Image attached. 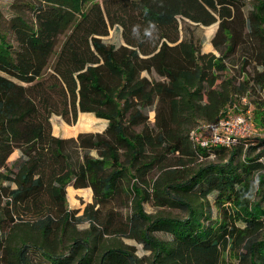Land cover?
Returning a JSON list of instances; mask_svg holds the SVG:
<instances>
[{
    "label": "trees",
    "instance_id": "trees-1",
    "mask_svg": "<svg viewBox=\"0 0 264 264\" xmlns=\"http://www.w3.org/2000/svg\"><path fill=\"white\" fill-rule=\"evenodd\" d=\"M18 1L35 23L13 19L17 47L0 32L4 264H264V150L242 157V139L203 147L192 136L236 99L264 93V0ZM215 23L219 54L191 34L192 24ZM117 26L119 46L103 39ZM236 56L241 81L228 76ZM79 113L105 129L53 133L54 116L74 123ZM70 187L93 191L80 217L67 206ZM148 203L186 216H154ZM84 221L89 229L77 231ZM109 236L150 255L107 247Z\"/></svg>",
    "mask_w": 264,
    "mask_h": 264
},
{
    "label": "rangeland",
    "instance_id": "rangeland-1",
    "mask_svg": "<svg viewBox=\"0 0 264 264\" xmlns=\"http://www.w3.org/2000/svg\"><path fill=\"white\" fill-rule=\"evenodd\" d=\"M94 2H100L103 3L104 0H94ZM15 17H19L26 22H28L30 25H33L35 23V19L33 16V12L27 7L24 1H18V0H0V32L3 34H6L8 36V39L12 42V44L17 47V42L15 40L14 34L11 32V25L12 21ZM180 25L182 31V35H184V27L185 23L183 20H180ZM196 27L194 24H192V35L195 34L196 36H201L203 39V47L202 50L204 52L212 51L216 54L217 51L214 49L212 44V39L214 38L215 34L218 31L219 24L215 23L211 26H198ZM67 34H63L58 39V44L56 47V53L57 54L61 46L66 38ZM107 43L115 44V45H122L124 44V39L122 36V29L120 27H114L110 30V34L103 38ZM53 55L52 61L55 60L56 55ZM230 69L228 70V76L235 75L236 77H239V80H242L241 70H242V60L240 57L236 56L231 61H229ZM254 69L253 67L248 68L246 71L250 73ZM51 71V69L48 70V73ZM247 111H251L252 118H253V132L249 137H243L241 138L244 140L242 144L239 146L242 147V157L245 155L251 154L252 156L258 155L261 152H263L264 147L261 146V140L264 139V124L261 123V117L264 119V93H254V97H245L241 100L238 98L234 101V105L228 108L226 116L222 117L225 118L227 116L235 117L238 115H243ZM257 112V113H256ZM84 116H91L93 117V121L90 124L92 128L87 129L85 127L80 126L81 120L84 118ZM151 120L154 121L155 113L152 111L150 113ZM105 123H107L104 120L96 119L94 114L90 113H79L78 119L74 123H68L65 121L61 116H54L52 118V125H53V133L57 136H61L64 138H76L79 133L81 132H101L105 129ZM194 139L197 143H199L203 147H210L215 146L212 142L211 136L203 132L198 127L194 131ZM208 143V144H207ZM207 144V145H206ZM205 145V146H204ZM232 146V145H231ZM238 145L234 148H237ZM256 148V149H254ZM18 151H16L8 160V164L11 165L15 163L18 160V157L16 154ZM264 160V157L262 158ZM218 160V156L216 154H212L207 158H202L199 160V163L203 162H210V161H216ZM94 197H93V191L91 188L87 189H74L72 187L68 188L67 190V206L70 210H77L78 214L77 217H80L83 215L85 208L88 205L93 204ZM146 210L154 215H165V216H172V217H185L186 214L182 210L178 209H172V208H165V207H157L153 203L144 204ZM118 207V205H116ZM117 209H120L119 207ZM123 213L124 219L126 220V216L130 214V209L124 207ZM213 212L216 214V208L213 207ZM90 227V223L88 221H84L83 223L79 224L77 231H85L88 230ZM67 244V243H66ZM107 247L111 246H122V247H131L134 249L136 254L139 258L148 257L150 255V252L147 251L142 243H139L136 239H129L125 237H115V236H109L106 238L105 243ZM0 264H4L0 257Z\"/></svg>",
    "mask_w": 264,
    "mask_h": 264
},
{
    "label": "built area",
    "instance_id": "built-area-1",
    "mask_svg": "<svg viewBox=\"0 0 264 264\" xmlns=\"http://www.w3.org/2000/svg\"><path fill=\"white\" fill-rule=\"evenodd\" d=\"M198 128L208 133L212 142L220 146L234 145L239 139L254 134L251 111L235 117L220 118L212 123H203ZM194 131L192 132L193 137L195 136Z\"/></svg>",
    "mask_w": 264,
    "mask_h": 264
},
{
    "label": "bare ground",
    "instance_id": "bare-ground-1",
    "mask_svg": "<svg viewBox=\"0 0 264 264\" xmlns=\"http://www.w3.org/2000/svg\"><path fill=\"white\" fill-rule=\"evenodd\" d=\"M96 118V117H95ZM93 117H91V116H84V118L81 120V122H80V126H82V127H85V128H87V129H90V128H92V126H90V124L92 123V121H93ZM96 119H98V118H96ZM106 124V123H105Z\"/></svg>",
    "mask_w": 264,
    "mask_h": 264
},
{
    "label": "crops",
    "instance_id": "crops-1",
    "mask_svg": "<svg viewBox=\"0 0 264 264\" xmlns=\"http://www.w3.org/2000/svg\"><path fill=\"white\" fill-rule=\"evenodd\" d=\"M208 52H210V51H208ZM16 156L19 158V152L16 154ZM80 190V189H79Z\"/></svg>",
    "mask_w": 264,
    "mask_h": 264
}]
</instances>
